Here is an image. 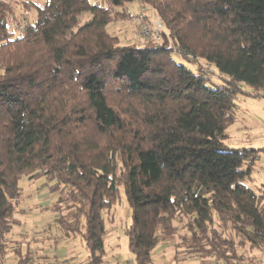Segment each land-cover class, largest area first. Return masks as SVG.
Returning <instances> with one entry per match:
<instances>
[{
    "label": "trees",
    "instance_id": "1",
    "mask_svg": "<svg viewBox=\"0 0 264 264\" xmlns=\"http://www.w3.org/2000/svg\"><path fill=\"white\" fill-rule=\"evenodd\" d=\"M152 16L160 40L121 45L108 30L128 19L141 31ZM252 93L264 99V0H0V264L33 258L10 238L25 176L57 194L45 208L88 264L104 263L121 188L135 264L176 239L175 261L262 263V150L226 144Z\"/></svg>",
    "mask_w": 264,
    "mask_h": 264
},
{
    "label": "rangeland",
    "instance_id": "2",
    "mask_svg": "<svg viewBox=\"0 0 264 264\" xmlns=\"http://www.w3.org/2000/svg\"><path fill=\"white\" fill-rule=\"evenodd\" d=\"M129 8L132 14H137L140 4H130ZM28 16V20L32 21V15ZM155 18L157 17L152 16V19ZM137 24L138 22L135 24L133 20L130 22L128 19H119L109 25L108 30L120 38L121 45H126L142 37V30L139 31ZM173 57L178 63L186 64L192 70L197 69L195 64L187 61L180 54L174 53ZM238 104L237 118L228 129L226 144L230 147L262 150L261 158L255 164L253 173L256 184H260L264 180V99L256 98L253 93L246 94L238 98ZM45 183L43 176H36L33 180L26 176L20 179L19 185L25 197L26 211L18 212L16 219L19 223L14 224L10 238L14 243L21 244L24 256L30 251L33 256H40L41 261L56 259L59 264H85L88 250L84 241L80 237L68 239L61 235L53 221V215L45 208L57 199V194L50 193ZM128 209L125 192L121 188L120 200L106 214L107 233L103 264H135L127 235V229L131 225ZM182 250L183 248L178 247V239H176L169 246L157 249L153 261L155 264H168V262L202 264L198 257H188L183 254L175 261V255ZM8 263H17L15 254H9Z\"/></svg>",
    "mask_w": 264,
    "mask_h": 264
},
{
    "label": "built area",
    "instance_id": "3",
    "mask_svg": "<svg viewBox=\"0 0 264 264\" xmlns=\"http://www.w3.org/2000/svg\"><path fill=\"white\" fill-rule=\"evenodd\" d=\"M144 18H146V10L142 9V11L139 14V17L137 19L138 22L144 21ZM151 24H145L142 27V35L146 38H153L155 40L161 39V32L164 29V25L161 20L152 19ZM40 259V256H33V258H29L26 261H24L22 264H36L37 261ZM10 264V263H5ZM88 264V263H85ZM236 264H245V263H236ZM258 264H264V261L262 263Z\"/></svg>",
    "mask_w": 264,
    "mask_h": 264
},
{
    "label": "crops",
    "instance_id": "4",
    "mask_svg": "<svg viewBox=\"0 0 264 264\" xmlns=\"http://www.w3.org/2000/svg\"><path fill=\"white\" fill-rule=\"evenodd\" d=\"M129 212V209L127 210ZM108 264V263H107Z\"/></svg>",
    "mask_w": 264,
    "mask_h": 264
}]
</instances>
